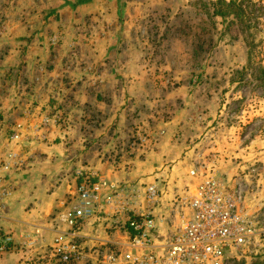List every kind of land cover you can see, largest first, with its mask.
Masks as SVG:
<instances>
[{
	"label": "rangeland",
	"instance_id": "374dc122",
	"mask_svg": "<svg viewBox=\"0 0 264 264\" xmlns=\"http://www.w3.org/2000/svg\"><path fill=\"white\" fill-rule=\"evenodd\" d=\"M225 1L236 5L0 0V164L9 167L0 174L19 192L0 214L17 241L2 264H61L51 246L78 173L130 201L90 223L96 246L124 240L114 224L129 211L166 220L164 244L179 224L171 205L198 182L190 176L198 164L243 189L259 234L236 264H264V0ZM35 157L48 174L24 191Z\"/></svg>",
	"mask_w": 264,
	"mask_h": 264
},
{
	"label": "built area",
	"instance_id": "2783aa9c",
	"mask_svg": "<svg viewBox=\"0 0 264 264\" xmlns=\"http://www.w3.org/2000/svg\"><path fill=\"white\" fill-rule=\"evenodd\" d=\"M3 171H9V167L0 164V173ZM190 176L198 182L172 203L170 210L179 224L165 235L164 244L159 240L162 220L159 225L152 212L139 215L129 211L132 216L114 224L115 231L124 235L123 241L98 240V245L88 250L82 233L86 225L101 220L98 216L104 210L112 209L116 215L120 209L130 210V201L120 204L119 195L109 196L115 189L107 181L92 182L89 176L78 173L76 200L59 216L57 225L64 229L56 231L52 253L61 264H80L90 255L98 264H236L259 234L254 220L245 212L243 189L228 187L202 164L193 167ZM5 183L6 177L0 174V214L12 195ZM130 192L132 204L137 195ZM148 195L154 205L159 203L157 187H150ZM16 245L15 236L0 227V257L11 253Z\"/></svg>",
	"mask_w": 264,
	"mask_h": 264
},
{
	"label": "crops",
	"instance_id": "0c3cea01",
	"mask_svg": "<svg viewBox=\"0 0 264 264\" xmlns=\"http://www.w3.org/2000/svg\"><path fill=\"white\" fill-rule=\"evenodd\" d=\"M35 160H36V162H35ZM35 160H32L33 162H31V160H30L28 162L29 164L26 165L28 175L24 176L23 178H24L25 184L27 186H29V188L26 189V186H25L24 187V191H28L29 192V189H30L31 184L35 183V181L37 180L38 177L41 180L42 179V174H48V171H47L48 169L46 168V166L39 165V163H38L39 160L36 157H35ZM33 163H34V165L32 166L33 167L32 168L31 165ZM23 173H26V172H23ZM16 177H15V175H12V178H10V180H9V182L7 184L8 185L9 184L11 185L13 183V184L16 185V181L14 180V178H16ZM15 189L16 188H11L12 195H11V198L7 201V208H8V206H14V204L18 203V202H15V200H18L16 195H18L19 192L18 191L15 192ZM28 198H29V196H28ZM92 230H93V227L90 224L87 225V227L85 229V235H86L85 243H86V246L87 245H89V246H96V244H94V241L91 240L92 238L89 237V234L92 233ZM86 232H88V234H86ZM104 236H105V234H104ZM6 256L7 257L10 256V254H6V255L0 257V264H2L1 262H2L3 258H5Z\"/></svg>",
	"mask_w": 264,
	"mask_h": 264
},
{
	"label": "trees",
	"instance_id": "16d2710c",
	"mask_svg": "<svg viewBox=\"0 0 264 264\" xmlns=\"http://www.w3.org/2000/svg\"><path fill=\"white\" fill-rule=\"evenodd\" d=\"M219 1L220 3H222L224 9H228L236 5L235 1H230V2H226L225 0H219ZM222 11H223L222 9H219L218 11L215 12V15L219 17H224V14L222 13ZM237 11L239 12V15L242 14V10L239 9ZM261 72L264 75V70H262Z\"/></svg>",
	"mask_w": 264,
	"mask_h": 264
}]
</instances>
